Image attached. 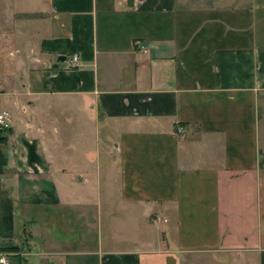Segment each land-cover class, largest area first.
<instances>
[{"label": "crops", "instance_id": "0c3cea01", "mask_svg": "<svg viewBox=\"0 0 264 264\" xmlns=\"http://www.w3.org/2000/svg\"><path fill=\"white\" fill-rule=\"evenodd\" d=\"M3 110L10 264H264V0H0Z\"/></svg>", "mask_w": 264, "mask_h": 264}, {"label": "rangeland", "instance_id": "374dc122", "mask_svg": "<svg viewBox=\"0 0 264 264\" xmlns=\"http://www.w3.org/2000/svg\"><path fill=\"white\" fill-rule=\"evenodd\" d=\"M77 117H78V115H77ZM76 121L77 122L75 123L74 129L69 131V132H71L69 134L66 131H64L63 128H61L60 129V137L65 138V137H67V134H68L70 136V139L73 138L76 146H78V147H76V151H78L80 154L84 150V147L88 146V147L93 148L94 154L97 153V155H98L99 152L95 151L96 146L98 149L102 147V143L106 137V133L99 130V123L97 126V124H95L93 122L90 123L88 120L83 121V119H82V123H79V119ZM93 121L96 122L95 120H93ZM75 154H77V152H75ZM102 187L105 191L106 185L104 182H103ZM103 189H102V191H103ZM94 191L96 192V188L94 189ZM99 197L101 198V195H99ZM111 214H112V216H110V218L108 220L113 221V226H114V223H116V216L119 213L115 214L114 211H112ZM56 217H57L59 224L63 227V229H65L66 231L68 230L69 232L72 231V227H71L72 225H69V223L66 222L67 217L65 215H60V216H56ZM35 218H37V217H35ZM70 218H72V217H70ZM130 220H131L130 218L126 219V221H130ZM21 221L23 222V224L25 223V225L22 224V228H23V230L24 229L26 230V235H28L29 233L32 234V231L34 233V230H35L34 226L35 225L37 227V231H35L36 235L39 232L38 228L41 229V225L43 226V228H46V229H47V226H49V223H45L43 221L37 222L36 224L34 222H28V221L25 222L22 219H21ZM106 229L107 228L105 227V230ZM47 232H48V230H47ZM47 234L49 235V232ZM22 237H23V235H21V238ZM113 237H114L113 232L105 231L103 234L104 245H109V244L112 245L111 242H106V240H107L106 238H108V240H109ZM28 238H30V237L28 236ZM42 239H44V237H42V236L38 237V241L39 240L42 241ZM38 241L34 240L33 243L38 242ZM186 264H237V263H235V260H233V258H219V257H215L212 255H208V256L191 257L190 261Z\"/></svg>", "mask_w": 264, "mask_h": 264}, {"label": "built area", "instance_id": "2783aa9c", "mask_svg": "<svg viewBox=\"0 0 264 264\" xmlns=\"http://www.w3.org/2000/svg\"><path fill=\"white\" fill-rule=\"evenodd\" d=\"M73 66L78 65L79 56L77 53L73 55ZM13 122V115L9 110L0 111V128L7 130L10 128ZM184 131L183 128H180V132ZM0 264H10V260L7 255L0 256Z\"/></svg>", "mask_w": 264, "mask_h": 264}, {"label": "trees", "instance_id": "16d2710c", "mask_svg": "<svg viewBox=\"0 0 264 264\" xmlns=\"http://www.w3.org/2000/svg\"><path fill=\"white\" fill-rule=\"evenodd\" d=\"M5 130L0 128V141H6Z\"/></svg>", "mask_w": 264, "mask_h": 264}, {"label": "water", "instance_id": "95a60500", "mask_svg": "<svg viewBox=\"0 0 264 264\" xmlns=\"http://www.w3.org/2000/svg\"><path fill=\"white\" fill-rule=\"evenodd\" d=\"M59 60H62V61H64V60H66V56H64V55H61V56H59V58H58Z\"/></svg>", "mask_w": 264, "mask_h": 264}]
</instances>
